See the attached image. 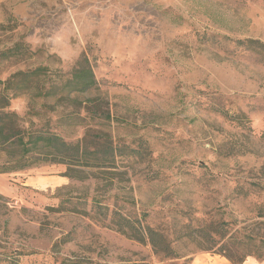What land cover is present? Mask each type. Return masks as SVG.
Wrapping results in <instances>:
<instances>
[{"label": "rangeland", "instance_id": "obj_1", "mask_svg": "<svg viewBox=\"0 0 264 264\" xmlns=\"http://www.w3.org/2000/svg\"><path fill=\"white\" fill-rule=\"evenodd\" d=\"M247 39L264 43V0H0V92L9 81L22 91L10 111L67 143L108 137L120 155L105 170L0 174V253L22 264L264 259V65L235 47ZM86 66L97 85L64 89ZM116 209L164 231L177 258L119 233Z\"/></svg>", "mask_w": 264, "mask_h": 264}, {"label": "trees", "instance_id": "obj_2", "mask_svg": "<svg viewBox=\"0 0 264 264\" xmlns=\"http://www.w3.org/2000/svg\"><path fill=\"white\" fill-rule=\"evenodd\" d=\"M235 45L236 48H240L241 54L256 56L259 63L264 65V43L259 40L247 39L238 41ZM43 70L44 68H38L32 72L18 73L13 79L22 77L24 81L30 82L31 78L40 75L39 73ZM11 82H7L0 92V157L2 155L5 157L0 164V174L24 171L42 163H67L70 167L82 166L101 170L117 164L120 155L108 137H103V139L98 137L100 139L98 145L90 149L86 137L75 144L67 143L62 136L53 130L37 131L24 128L21 123L22 119L9 109L10 101L22 92L18 91L20 93L18 95L16 91L11 93ZM96 85L97 82L92 69L86 66V68L76 69L72 78L66 81L63 88L69 92H84ZM18 88V90H22L28 87L25 85ZM39 95L40 97H48L52 93H39ZM44 107L47 106L44 105ZM218 112L225 118H230V113L224 110H218ZM99 145H102L105 150H100ZM96 203L99 210H110V206L103 205L100 199ZM99 214L101 215V213ZM259 216L264 217V214L261 213ZM104 217L107 218V212L104 213ZM109 218L119 233L137 241L147 239L157 254H164L167 259L177 258L167 240L166 233L159 228H153L148 224L144 225L141 219L133 221L122 215L120 209L113 210ZM20 255L19 253H0V264H22ZM227 258L233 264L237 260L236 255ZM245 260H242L240 264Z\"/></svg>", "mask_w": 264, "mask_h": 264}, {"label": "crops", "instance_id": "obj_3", "mask_svg": "<svg viewBox=\"0 0 264 264\" xmlns=\"http://www.w3.org/2000/svg\"><path fill=\"white\" fill-rule=\"evenodd\" d=\"M191 264H232L228 260L217 256H196L193 258ZM242 264H264V259L249 257Z\"/></svg>", "mask_w": 264, "mask_h": 264}, {"label": "clouds", "instance_id": "obj_4", "mask_svg": "<svg viewBox=\"0 0 264 264\" xmlns=\"http://www.w3.org/2000/svg\"><path fill=\"white\" fill-rule=\"evenodd\" d=\"M262 126H264V125H262L261 124V122L259 121V120H257L256 122H255V124H254V127H256V128H260V127H262Z\"/></svg>", "mask_w": 264, "mask_h": 264}]
</instances>
